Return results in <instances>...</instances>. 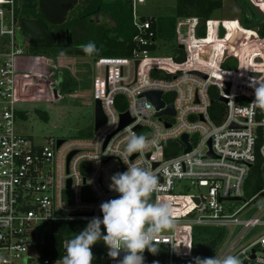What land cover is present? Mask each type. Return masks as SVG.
<instances>
[{"label":"built area","instance_id":"built-area-1","mask_svg":"<svg viewBox=\"0 0 264 264\" xmlns=\"http://www.w3.org/2000/svg\"><path fill=\"white\" fill-rule=\"evenodd\" d=\"M254 1L249 0L257 6ZM145 4L146 0H130L136 31L131 55L91 60L93 102H100L105 123L88 138H49L37 144L17 129L19 114L27 112L15 97L17 60L29 53V46L24 42L25 50L16 40L20 20L15 17V0H0V264L58 262L41 257L46 225L102 219L100 204L120 195L109 189L111 176L131 163L157 176L158 190L151 200L169 204L176 221L171 233L160 234L156 241L165 249L161 264L191 258L195 226L224 231L214 256L231 254L241 263L264 264V188L249 199L243 197L257 156L264 167V111L253 108L250 86L264 81V38L234 20L232 29L242 34L232 43L220 44L230 33L229 20L183 18L176 23L175 46L185 54L184 61L149 57L157 41L152 19L137 14V7ZM203 26L205 38L213 35L212 44H197L205 39L197 36ZM220 28L225 32L222 38ZM135 61H140L136 73ZM232 61L234 66L224 67ZM61 84L62 80L58 88ZM211 90L223 105L221 117L212 105ZM146 92H160L163 107L157 109L141 97ZM169 106L173 115H157ZM125 113L131 122L118 130ZM129 129L138 135L157 133L158 143L125 156ZM58 139L63 142L56 147ZM187 146L190 150L185 152ZM97 156L99 162L93 160ZM232 198L241 201H220ZM237 202L242 205L234 209ZM249 212L253 213L247 216ZM256 228L260 230L251 236ZM105 255L107 264H119L125 253L116 259ZM143 256L144 264H150L147 250Z\"/></svg>","mask_w":264,"mask_h":264},{"label":"trees","instance_id":"trees-1","mask_svg":"<svg viewBox=\"0 0 264 264\" xmlns=\"http://www.w3.org/2000/svg\"><path fill=\"white\" fill-rule=\"evenodd\" d=\"M240 9L241 18L239 23L246 30H256L260 38H264V15L255 11L249 0H233ZM223 0H176L174 14L167 19L151 18V27L155 33V41H163L170 44V52L172 59L176 63H181L185 59V54L178 51L175 46V27L179 19L198 18L204 21L212 20V14L222 7ZM22 10L19 1L15 0L14 13L17 20H20L19 12ZM72 14V13H71ZM103 14L111 22L112 26H100L95 23L88 22L95 16ZM66 27L72 32L73 43L71 47H54L58 53L75 56H89L82 49L81 45L94 42L100 50L98 54L89 56L92 61L105 57H129L135 48L133 37L136 34L131 21V5L130 0H83L76 12L69 17ZM197 36L199 38L206 37L205 26L201 27ZM154 46L151 47L154 50ZM31 53H35L34 49H30ZM234 66V61L224 67ZM76 83L71 79L64 78L61 91L63 93H72L76 89ZM214 109H223L222 103L213 101ZM38 117L44 122L48 121L45 112L36 111ZM20 120L25 119L23 113L19 114ZM93 130L80 133L81 138H88L92 135ZM264 188V167L262 160L257 156L254 165L245 180L243 187L244 199L253 197L257 192ZM85 222L65 221L56 222L46 225V242L41 250L42 258H50L51 260L61 262L62 257L66 253L64 243L68 245L77 233L86 227ZM224 237V231L220 228L195 226L192 229V245L193 251L191 258L186 264L195 263V258L213 257L217 247L220 245ZM150 264H161L165 256V249L159 248L154 255L148 252ZM105 253L97 252L94 256L92 264H101L105 259Z\"/></svg>","mask_w":264,"mask_h":264},{"label":"rangeland","instance_id":"rangeland-1","mask_svg":"<svg viewBox=\"0 0 264 264\" xmlns=\"http://www.w3.org/2000/svg\"><path fill=\"white\" fill-rule=\"evenodd\" d=\"M82 2L83 0L80 1V4ZM254 2L264 11V0ZM250 4L254 6L256 12L264 15L263 11L257 6L253 3ZM175 6L176 0H146L145 5L137 7V14L145 18L167 19L174 14ZM76 10L77 8L73 12L75 13ZM72 14L70 13L69 17ZM98 18V25L112 26V22L103 14H100ZM240 18L241 12L237 4L233 0H223L222 7L211 16L214 21H230L227 25L230 33L224 41H218L220 44H223L225 40L232 43L239 38L242 30L234 31L232 28L236 26L233 21H239ZM73 39H75V36ZM212 39H214L213 35H209L208 38L197 41V44H212ZM16 40L27 50L20 33L16 34ZM34 52L29 51L28 54L17 60L18 73L15 80V97L21 108L27 111L26 118L17 121L18 132L30 137L37 144H45L49 138L66 140L81 138L80 133L93 130L94 102L92 93L95 69L91 58L89 56L61 54L54 47L45 50L34 49ZM169 55H171L170 44L159 40L155 49L150 52L149 57L165 58ZM64 78L71 79L76 83L74 92L63 93L61 91L62 84L58 88L59 90L55 89L57 80H62L63 83ZM209 96L212 101H218L214 90L210 91ZM37 110L46 113L47 122L38 117ZM215 113L218 117L224 114L223 109L217 110ZM180 193H184V190L182 189ZM241 205L242 202L234 203L233 208L235 209ZM252 213L249 212L247 216ZM101 228L102 232L106 234L103 225ZM259 230V228L254 229L251 236ZM170 233L171 230H167L161 234ZM100 251L103 253L108 252V248L102 240L92 247L94 256ZM107 263V260L104 259L101 264ZM55 264H62V261Z\"/></svg>","mask_w":264,"mask_h":264},{"label":"clouds","instance_id":"clouds-1","mask_svg":"<svg viewBox=\"0 0 264 264\" xmlns=\"http://www.w3.org/2000/svg\"><path fill=\"white\" fill-rule=\"evenodd\" d=\"M80 47L89 56L100 51L91 41ZM250 86L254 89L253 108L264 111V81ZM157 143V133L138 135L129 129L123 155L143 153ZM99 159L97 156L93 160L99 162ZM109 189L120 195L100 204L103 218H91L86 227L69 241L62 264H92V247L101 240L108 248L109 257L116 259L122 251L125 253L119 264H144L145 250L155 255L159 250L156 245L158 236L176 227L171 206L151 200L152 194L158 190V180L149 168L128 164L126 171L111 176ZM102 225L106 234L102 232ZM195 264H241V260L229 254L196 257Z\"/></svg>","mask_w":264,"mask_h":264},{"label":"water","instance_id":"water-1","mask_svg":"<svg viewBox=\"0 0 264 264\" xmlns=\"http://www.w3.org/2000/svg\"><path fill=\"white\" fill-rule=\"evenodd\" d=\"M77 4V0H20V7L22 9H34L38 6V10L41 13V16L44 21L41 20H28L25 18L20 19V33L23 38V41L28 44V46L32 49L35 48H44L50 49L53 48L56 44V39L54 33L50 32L47 24L50 25H62L66 21L67 14L74 9ZM201 22H199V25ZM225 32L223 28L219 29V37L222 38ZM200 55L204 57H209V52H200ZM140 61L134 62L135 73ZM61 80H57L56 90L58 89V84ZM135 82V80H134ZM160 92H146L141 95L147 101L152 103L157 109L163 107V102L160 99ZM226 102V100H223ZM173 108L169 106L166 110L158 113L160 116L162 114L173 115ZM131 121L129 120L128 115L122 114L120 116V125L118 130L129 124ZM105 123V116L101 110V105L98 100L94 101L93 107V131H97L99 127H101ZM139 129V127L137 128ZM187 140V136H183L182 142L185 144ZM108 140L104 143L106 145ZM63 140H56V147H59L62 144ZM190 150L189 146L186 147L185 152ZM75 152H72L67 157V162L70 157ZM156 166V165H154ZM69 187V185H68ZM241 201V198H232V199H220V201ZM250 259H254V251L251 252ZM178 264H186V262H180ZM241 264H247V261H243Z\"/></svg>","mask_w":264,"mask_h":264},{"label":"flooded vegetation","instance_id":"flooded-vegetation-1","mask_svg":"<svg viewBox=\"0 0 264 264\" xmlns=\"http://www.w3.org/2000/svg\"><path fill=\"white\" fill-rule=\"evenodd\" d=\"M80 1L81 0H77V4L74 7V9L67 14L66 21H65L64 24H62V25H50V24H47L49 31L54 33V35H55L56 44H55L54 47L57 48V47H61L63 45L65 47H71L72 46V43H73L72 32H71L69 27H66V24L68 23L69 14L72 13L73 11H75V9L78 8L81 5ZM19 6H20V0H19ZM19 14L21 15V18H25V19H28V20H41V21H44L42 16H41V13L38 10V6H36V8H34V9H22L19 12ZM98 16L99 15L95 16L93 19L89 18L88 22L98 24L99 23ZM29 49H30V47H28V51H30ZM35 49L45 50L44 48H35Z\"/></svg>","mask_w":264,"mask_h":264}]
</instances>
